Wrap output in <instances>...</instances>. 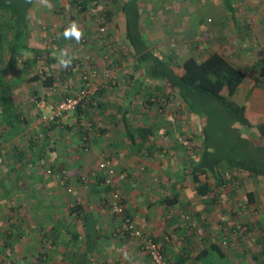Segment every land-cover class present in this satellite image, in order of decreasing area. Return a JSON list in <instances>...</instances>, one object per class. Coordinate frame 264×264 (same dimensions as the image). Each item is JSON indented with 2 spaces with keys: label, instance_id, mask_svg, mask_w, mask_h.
<instances>
[{
  "label": "crops",
  "instance_id": "crops-1",
  "mask_svg": "<svg viewBox=\"0 0 264 264\" xmlns=\"http://www.w3.org/2000/svg\"><path fill=\"white\" fill-rule=\"evenodd\" d=\"M45 1L47 0H44V4ZM56 1L51 0L49 3L52 6L49 11L52 12L47 11L51 18L44 19V26L40 24L41 19H37V23L32 24L28 20L44 14L45 6L36 8L34 0L32 8L27 13L24 39L29 46L43 50L36 63L44 56L45 69H51L53 67L51 64L59 62L58 57L47 56L48 45L44 42L49 37L48 27L57 23L54 13H60L56 10L58 4ZM96 1L93 0L92 4ZM104 1L109 5L108 9L113 10V15L120 16L118 17V28L122 39L120 40L126 45L129 43L124 36L125 20L121 9L129 1L138 4L142 35L148 47L160 58L168 59L172 57L171 55L175 56L174 53L171 54L172 51H168L169 54L163 56L158 51V47L161 46L187 45L190 47L188 54L195 55L198 59L213 51L225 55V48L229 49L231 56L234 57L237 50L239 54H236V57L238 55L242 62L237 63L239 59L230 57H227L228 61L244 70L246 76L234 93V99L239 104L247 102L249 110L256 118L264 120L262 87L264 79L257 85L254 78L258 69L255 74H249L244 65L242 66V63L254 65L250 53L257 47L264 46L263 6L257 10L256 7L254 8L260 17L251 18L248 13L250 11L248 4L251 0H232L238 18L237 22H234L222 0H202L198 7H196L197 3L191 1L193 8L186 4V8L183 9H178L176 0L165 3L158 0H103V3ZM72 3L77 7L75 2ZM90 4L88 3L83 12L77 7V13L76 11L74 13L84 15L90 11V8L94 9ZM242 13L249 14V18L244 21L243 18L239 19ZM198 14H202L203 17L199 19ZM50 20L54 21L48 23ZM58 27L60 29V26ZM80 29L84 33L92 30L93 26L80 27ZM251 31L255 34L252 35ZM242 34L247 40L246 44L244 39H241ZM60 37L61 35L58 40ZM251 37L255 43L260 41L261 44L249 49ZM110 38L112 39L111 36ZM85 39L92 42L90 34L86 33L82 40ZM241 42L244 44L243 48H240ZM191 47L195 48L191 49ZM23 55L26 58L33 57L31 51L21 53V56ZM133 60L136 64L135 58L131 55L128 60L124 57H116L106 62L111 69H114L115 65L118 67L122 65V70L119 68L117 70L118 81L120 78L125 80L134 78L129 86L122 83L118 84L119 89H113L108 83L99 84L91 104L83 111L64 113L55 120L53 127L44 129V141L47 142L44 146V158L48 161L44 163V204H42L44 205V264H151L140 247L141 237L145 235L160 242L166 257L174 262L178 263L181 260L179 264H212V260L221 259L212 257V260L208 261L209 257H205L195 260V255L211 244L224 245L226 239L229 241L242 229L236 230L231 237L227 235L230 225L240 223L235 219L232 224L225 226L229 214L218 205V197L222 189H213V193L217 192L216 199H212L211 192L209 195H200L196 190V183L190 176L191 167L198 159L202 145V135L192 127L194 122L196 127L200 123L198 116L187 110L185 105L181 110L185 111L186 120L183 119L184 123L179 125L176 121L177 116H174V113L179 111V109L175 110V103L173 105L169 103L166 112L162 113H158L155 106L146 105L142 101L138 107L132 105L133 102L138 101L137 88L140 81L142 82L140 88L144 87L142 86L144 80L140 78L143 76L141 71L139 75L134 76L133 72L125 70L127 67L124 64ZM172 61L175 62V58ZM49 62L50 65H47ZM76 69L74 67L65 69L62 66L59 77L54 76L52 72H46L52 74L54 83L48 87L44 86L42 92L44 102L46 101L44 114L49 113L47 101L60 100L63 96L75 93L81 86ZM145 82H157L160 87L162 85L160 81L155 80ZM168 90L169 88L167 93ZM13 91L15 90L12 88ZM237 94L242 97L240 101L237 100ZM249 94L250 97L247 98ZM18 105L15 104L14 114H18L19 118L14 117L13 120L19 124V130L23 133L22 125L25 119H29L26 114L20 113ZM42 110L38 111L41 113ZM152 110L154 112H151ZM82 122L88 129L86 132L88 140L83 143L82 138L85 134L80 133L81 129L79 131ZM145 129H149L147 134L143 133ZM12 130L10 134H3L8 137H5L4 141L0 139L1 143L15 141L13 137L17 129ZM2 148L0 144V149ZM102 155L110 158L113 163L114 187L122 195L126 214L141 233V237L113 234L119 224V218L104 205L102 193H98L99 186L92 182L95 178L94 172L99 175L95 164L103 157ZM17 169L18 165L10 166L4 173L10 180L3 183L10 186L9 188H14L13 191H15L14 185H17L15 182L17 176L26 174L21 169ZM84 173L89 178L93 177L88 185H83L79 179ZM0 176H2L1 172ZM1 186L5 189L4 185ZM24 187L23 191H26L27 198L36 197L31 185L26 184ZM173 198L176 200L169 203V199ZM256 203L255 199L250 205ZM240 214L241 211L236 208L233 216ZM30 238L33 241V236ZM15 243L13 247L15 252L11 256L16 253Z\"/></svg>",
  "mask_w": 264,
  "mask_h": 264
},
{
  "label": "trees",
  "instance_id": "trees-1",
  "mask_svg": "<svg viewBox=\"0 0 264 264\" xmlns=\"http://www.w3.org/2000/svg\"><path fill=\"white\" fill-rule=\"evenodd\" d=\"M69 1L75 2L79 10L83 12L86 10L88 3H92L93 0ZM33 2L34 0H0V120H2L0 121V139L6 131L11 129L19 130V124L13 120L15 119L14 117L18 119L19 115L14 114L15 105L10 96V89L17 82L15 80L17 76H13V74L17 69L21 53L26 51L33 53L32 58L22 60L24 70L27 65L35 64L43 53L42 49L29 46L24 39L27 13L32 8ZM222 3L230 13L231 19L237 22L238 18L235 14V6L232 0H222ZM112 11V9H109L106 13L110 15ZM121 11L124 13L125 20L124 36L129 43V52L135 58L136 64L142 72L143 76H140V78L142 77L144 81H160L162 83L160 88L162 86L166 87V89L169 88L168 93L170 94L167 93L166 95L163 93L157 94L155 91L150 92L146 88L142 93L144 104L153 105L158 113H162L166 112L169 103L172 104V100L174 101L177 98L186 105L187 110L198 116L201 123L202 145L198 159L193 162L190 171V176L196 183L197 192L200 195H209L211 192L213 194L212 199H216L215 193L217 192L213 193L214 188L222 189L228 186L230 194H233L236 192L235 188L241 185L243 177L264 179V120L256 118L255 114L249 110L247 102L239 104L234 99V93L244 80L246 72L229 62L223 54L217 51L210 52L199 59L189 55L178 63L171 62L173 60L172 57L168 59L160 58L148 47L142 35L138 4L134 1H129L123 6ZM61 31L64 33L62 28ZM61 48H63V45L60 46ZM250 54L253 58V63L258 67V73L254 78L257 84L264 79V48L257 47ZM71 66H74V61H72ZM71 66L69 67L70 69L72 68ZM39 79H41L43 87L51 86L54 83L52 74H46L43 77L36 73L30 76L28 81ZM141 84L142 82L140 81L137 93H141L139 86ZM73 95L70 94L69 96ZM69 96L62 97L58 102ZM92 99L93 96L70 112L83 111L91 104ZM56 119L48 121L51 123L50 127L55 125ZM80 127L79 131L82 130L80 133L85 134L82 138L83 143L88 140V134L86 133L88 129L84 125ZM148 131L149 129H145L143 133L147 134ZM101 160L102 158L96 162L95 168L98 169V164ZM226 170L230 172L227 173ZM20 177L18 175L17 179ZM94 177L95 179L92 182L99 186L98 193H102L104 205L106 206L108 194L112 190H118L110 185H103L100 176L95 175ZM79 179L81 180L80 176ZM8 188L5 187V193H8ZM244 196L246 206L254 203L256 199L255 194L249 190L244 192ZM175 200L176 198L169 199V203ZM234 225L229 226L230 229L227 235L230 237L234 235L236 230H240L242 224ZM13 229H16V232ZM20 233V226L15 225L14 222H9L3 232V239L0 244L10 251L11 254L14 252V243L21 237ZM150 238L152 241L158 242L154 238ZM41 239H44V232L38 242ZM140 247L142 249L141 242ZM10 252L5 255L0 254V264L7 262ZM43 253V248L39 246L38 251L33 255V262L30 264L42 263L44 261ZM145 254L149 258V255ZM162 255L172 264H179L181 261L177 263L168 259L163 246ZM261 255L264 257V249L263 254L261 253L258 257L254 256V259H260ZM225 256L226 254L222 247L214 243L201 249L195 255V260L209 257L208 261H210L212 257L222 259ZM151 264L153 263L151 262Z\"/></svg>",
  "mask_w": 264,
  "mask_h": 264
},
{
  "label": "rangeland",
  "instance_id": "rangeland-1",
  "mask_svg": "<svg viewBox=\"0 0 264 264\" xmlns=\"http://www.w3.org/2000/svg\"><path fill=\"white\" fill-rule=\"evenodd\" d=\"M158 1L165 3L170 2L171 0ZM191 1H193V3L195 4L197 3L196 7H198L200 6V2L202 0H176L179 6L178 9L186 8V4H188L190 8H193L190 4ZM56 2H58V4H56V10L60 13H54L56 15L57 23L55 25L52 24V26L48 27L50 28V30L48 31L49 35L46 33V35L49 36L47 41L44 40V42L48 45V48L46 49L47 56L56 58L59 57L61 51L66 50L68 55L72 57V61H74L73 67L77 68L76 71L78 72L79 80L81 82V78L84 74H92V70H95V75L92 77V79H94L98 85H101L102 83H108L109 86H111L113 89L118 88V84L121 85L122 83H124L123 85L127 84L129 86V84H131V81L135 80L134 78L130 80L120 78L118 81L119 76H117V70L118 68L119 70H122V65L119 67L115 65V68L111 69L109 67V64L106 63L107 60H113L116 57H124L128 60V58L131 56L128 49L129 46L121 41L122 39L119 33L120 30L118 28V17L120 16H117L116 14L113 15V13L111 15H108L106 12L109 10V5L105 4V1L103 3V0H97L94 3L95 5L92 4V2L90 4V7L93 6L94 9L90 8V11H87L84 15L76 14L77 7H75L74 4L72 2H69L68 0H57ZM49 3H51V0H47V2L45 1V4L44 0H35L36 8L45 6L44 8L46 9V12L41 15L39 14V16H34L28 21L32 24L37 23V19H41L40 24L44 26V19L47 20L51 18V15L49 16V12L52 11H49V5H51ZM161 6L164 7V4L161 3ZM262 6L264 7V0H251L250 4H248V7H250V11L248 13L250 15L242 13L240 14L239 19L243 18V21L244 19L247 20L249 18L248 15L251 18H259L260 15L256 12V10ZM255 7L256 10H254ZM193 10L196 11L195 9ZM75 11L76 13H74ZM201 16L202 14L199 15V19L201 18ZM53 21L50 20L48 21V23H52ZM72 22H76L79 27L84 28L88 27L89 25L93 26L92 30H86L87 32H84V36L86 33L90 34V36L92 37V42L88 39H85L84 41L81 40L79 43H77L75 39H65L63 36V32L61 31V27H63L62 29L63 31H65V29L69 27ZM247 22L248 21H246V23ZM58 26H60V29ZM244 26L246 25L244 24ZM244 33L248 34V32ZM250 33L252 34V31ZM253 34L255 33L253 32ZM60 35L61 37L58 40ZM110 36L112 37V39L110 38ZM241 39H244L243 34ZM114 41L116 43H114ZM246 43L247 40L244 39V44ZM241 44L242 45L240 48H243V42H241ZM250 44L251 47L249 46V49L261 43L260 41H257L255 43V40L251 37ZM59 45H63V48L60 49ZM261 47L264 48L263 45ZM194 48L195 47H191V49ZM196 48L199 49L198 45H196ZM189 50L190 47L184 44L171 47H158V51H160L163 56L168 55L169 52L172 51L171 54L174 53L175 56H171L172 58H175V62H171L174 63L181 62L185 57H187V55H189ZM225 50L226 52L224 56L227 60V57H230L231 59L240 58L238 55L236 57V54H239L237 50L234 57L231 56V51L229 49L227 50V48H225ZM247 54L246 56H248ZM22 58L26 57H24L23 55L18 61L17 69L13 74V76H17L15 79L17 80V82L14 86H12L13 90L15 91L12 92L11 88L10 96L14 105L16 104L17 106V104H19L18 108L20 109V113L26 114V117L29 120L25 119V122L22 125V127H24V132L21 133V131L17 129V133H15V136L13 137L15 141L11 142L10 140V143L9 141H7L6 143L2 142L1 145L3 148L0 149V172L2 173V176H0V242L3 239V232L7 228L9 222H14L15 225H19L21 229V237L19 239V242L15 243L16 253L13 256H11L10 251H8L5 247H3V245L0 244V254L2 253L3 255H5L7 254V252H10L8 254L9 257L7 258V262H9L8 264H30L31 262H33V254L38 251L39 246H41L44 251V239H41V241L38 242V239L44 232V205H42L44 204V163L48 162L44 158V146L47 144V142H45L46 140L44 141V129L50 128L51 123L45 121V116H47L49 113L44 114V103L46 101L44 102V93H42L44 91V87L41 85V81L38 80L36 82L30 83V81H28V78L36 73L44 77V75H46V72L48 71L50 73L52 72L54 76L59 77V73L62 70V65L59 62L51 64L53 65L51 69H45L46 64L44 63V56L37 63L27 65V68L24 70L21 61ZM240 62H242V60L237 63ZM47 65H50V62L47 63ZM124 65H126L127 67V69L125 70H127L128 72H133L134 76L135 74L139 75L140 70L138 68V65L135 64L134 60L133 62L129 61L128 64ZM243 65L245 67V70L249 74H255L258 69L255 64L251 65L242 63V66ZM158 85L159 84L157 82L146 83L144 81L142 85L144 87H141L140 89L141 91H144L146 88H148L150 92H154L159 89L157 91V94H167V89L163 86L160 89V86ZM262 87L264 89V85H262ZM142 93L143 92L137 93L138 101L133 102V106L138 107L143 102ZM249 97L250 94L247 96V98ZM241 98V95L237 94V100L240 101ZM58 101L59 100L56 101V99H54L47 102L55 103ZM172 102L176 104L175 110L179 109V111L174 113V116H177L176 121L179 125H182V122L184 123L186 119H184L185 111L181 109L185 107V104H183L177 98H175L174 101L172 100ZM41 108H43V110ZM39 109L43 112L40 113V111H38ZM151 112L154 111L152 110ZM8 117L11 119L10 116ZM183 119L184 121H182ZM139 120H141V118ZM195 123L196 122L193 123L192 127L195 131H197V133H199L201 123H198L197 127L194 125ZM82 125H84L83 122ZM11 130L4 132V134H10ZM5 137L8 136H2L1 139L5 140ZM14 165H18L17 170L21 169L22 171L26 172V174L16 179L17 185H14L15 191H13L14 188H8L9 186L3 183L7 180H10L9 177L4 173L6 172L8 167H13ZM226 172L229 173L230 171L226 170ZM94 175H96L95 172L93 176ZM97 176L99 175L97 174ZM80 177L81 183L83 185H88L91 181V178L93 179V177L89 178L86 173L80 175ZM26 184L31 185L34 189L33 193H35V198H27L26 191H23V189H25L24 185ZM1 185H4L8 188V193H5V189ZM222 189L223 190H220L221 192L218 197V205L220 209L225 210V212L229 214V220L225 222V226H229L232 221L237 219L235 221L242 224L240 226V229H242L237 234H235L234 237H231L229 241L228 239H226L227 241L225 240L224 245H221L223 251L226 254L225 258H222L219 261H213L212 264H261V262H263L264 260V257H262L261 255L260 259H254V256L258 257L261 253L263 254L264 249V179L243 177L241 185L235 188L236 192L233 194H230V188L228 186H225ZM248 190L252 191L256 196L257 203L255 205L246 206L244 200V192ZM236 208L241 211L242 214L234 217L233 214ZM13 230L14 232H16V229ZM34 235L37 236L35 237ZM30 236H33V241ZM29 254H31V256H29ZM7 262H5V264H7ZM41 264H44V261Z\"/></svg>",
  "mask_w": 264,
  "mask_h": 264
},
{
  "label": "built area",
  "instance_id": "built-area-1",
  "mask_svg": "<svg viewBox=\"0 0 264 264\" xmlns=\"http://www.w3.org/2000/svg\"><path fill=\"white\" fill-rule=\"evenodd\" d=\"M93 71V72H92ZM92 74H84L81 78V86L77 89L73 96L66 97L64 100L55 103H49L47 108L49 114L45 116L47 121H52L64 113H68L75 109L79 104H84L86 99L98 91L99 85L92 77L95 75V70H92ZM40 105V104H39ZM99 176L102 178L103 185H110L114 188V174L115 170L113 163L107 156H103L102 160L98 164ZM106 206L108 209L119 218V224L113 231L114 235L126 234L129 236H140L141 233L136 228L135 224L126 215L125 203L120 193L116 190H112L106 199ZM142 250L149 255V258L153 264H172L167 261L162 255V244L160 242H154L150 237H141Z\"/></svg>",
  "mask_w": 264,
  "mask_h": 264
},
{
  "label": "clouds",
  "instance_id": "clouds-1",
  "mask_svg": "<svg viewBox=\"0 0 264 264\" xmlns=\"http://www.w3.org/2000/svg\"><path fill=\"white\" fill-rule=\"evenodd\" d=\"M49 7H51V5H49ZM63 36L68 40L75 39L76 42L79 43L83 39L84 33L76 22H72L71 25L65 29ZM58 59L59 63L65 69L71 66L72 57L68 55L66 50L60 52Z\"/></svg>",
  "mask_w": 264,
  "mask_h": 264
}]
</instances>
